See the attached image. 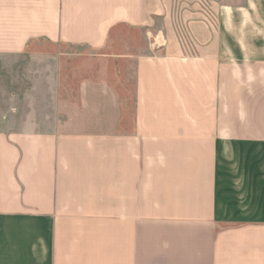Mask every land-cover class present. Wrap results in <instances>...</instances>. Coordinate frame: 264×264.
Listing matches in <instances>:
<instances>
[{"label":"crops","instance_id":"obj_1","mask_svg":"<svg viewBox=\"0 0 264 264\" xmlns=\"http://www.w3.org/2000/svg\"><path fill=\"white\" fill-rule=\"evenodd\" d=\"M0 63V264H264V0H0Z\"/></svg>","mask_w":264,"mask_h":264},{"label":"rangeland","instance_id":"obj_2","mask_svg":"<svg viewBox=\"0 0 264 264\" xmlns=\"http://www.w3.org/2000/svg\"><path fill=\"white\" fill-rule=\"evenodd\" d=\"M62 49L65 50V51L66 50H69L71 53L74 50H76V49H72V48H70L68 46H63ZM32 50H33L32 45L28 46V48L26 49L25 55L28 54V53H30ZM45 50H52V49L45 48ZM5 60L6 61H9L8 59H5ZM3 66H6V69L9 70V71H12L13 70V67L10 65V63H8V64L6 63L5 65H2L0 63V89H1L2 84L5 85V86L6 85H9V86L11 85V88H15L16 86L21 85V81L19 80V77L17 79V76L15 74L11 75V77L10 76H7V73H6L7 70L4 69V68H2ZM13 66L16 67V65H13ZM2 72L5 73V74H2ZM7 77H8L9 80H7ZM20 77H21V75H20ZM11 88H8V89H11ZM1 107L2 106L0 105V108Z\"/></svg>","mask_w":264,"mask_h":264}]
</instances>
